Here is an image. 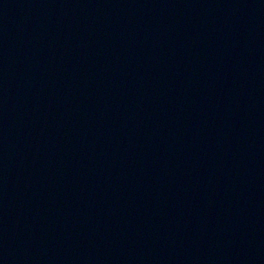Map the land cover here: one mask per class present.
Masks as SVG:
<instances>
[{"label":"water","instance_id":"1","mask_svg":"<svg viewBox=\"0 0 264 264\" xmlns=\"http://www.w3.org/2000/svg\"><path fill=\"white\" fill-rule=\"evenodd\" d=\"M0 264H264V0H0Z\"/></svg>","mask_w":264,"mask_h":264}]
</instances>
